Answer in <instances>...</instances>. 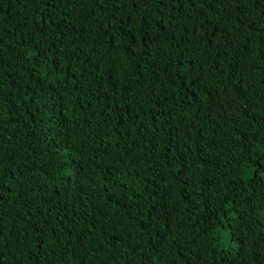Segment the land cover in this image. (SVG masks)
<instances>
[{
  "label": "trees",
  "instance_id": "trees-1",
  "mask_svg": "<svg viewBox=\"0 0 264 264\" xmlns=\"http://www.w3.org/2000/svg\"><path fill=\"white\" fill-rule=\"evenodd\" d=\"M0 264H264V0H0Z\"/></svg>",
  "mask_w": 264,
  "mask_h": 264
}]
</instances>
